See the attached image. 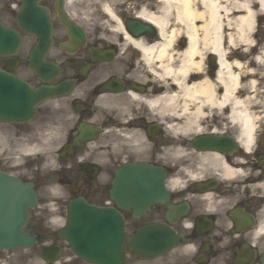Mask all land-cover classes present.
I'll return each mask as SVG.
<instances>
[{
  "label": "clouds",
  "instance_id": "obj_1",
  "mask_svg": "<svg viewBox=\"0 0 264 264\" xmlns=\"http://www.w3.org/2000/svg\"><path fill=\"white\" fill-rule=\"evenodd\" d=\"M22 2L0 0V19L21 14ZM61 6L82 31L83 47L98 55L75 79V66L88 55L63 41L54 46L68 28L53 30L50 55L57 66L72 62V86L32 103L27 118L0 116V173L31 186L29 214L62 235L73 201L88 203L73 191L100 200L110 188L113 196L122 168L146 164L162 170L168 198L159 201L175 195L173 203L187 206L179 228L168 226L179 239L148 264H231L241 240L264 264V0H62ZM51 18L62 19L61 7ZM84 126L94 134L85 137ZM204 138L215 142L196 143ZM84 166L96 169L87 189ZM237 209L252 218L250 226H238ZM198 217L213 218L211 249L193 236ZM28 236L34 242L0 246V264H51L40 251L48 242ZM73 259L68 253L55 264Z\"/></svg>",
  "mask_w": 264,
  "mask_h": 264
},
{
  "label": "flooded vegetation",
  "instance_id": "obj_2",
  "mask_svg": "<svg viewBox=\"0 0 264 264\" xmlns=\"http://www.w3.org/2000/svg\"><path fill=\"white\" fill-rule=\"evenodd\" d=\"M45 7H47L50 12H52L55 8H57V5H53L50 0H45L43 4H41ZM17 13L15 11L12 12H6L2 19H0V22L3 23L5 26L17 31L21 35V45L17 50H15L13 53H8L5 55H0V69H2V72L13 76L15 79L19 80L20 82L25 84V88L29 90L33 95H35L36 99L32 101L34 103L35 101L42 99L48 95L51 94H59L66 92L70 89L72 86V82L69 81L70 78L68 77V66L72 62L69 61L66 64H62L60 66H57L55 64V60L51 57L50 52L48 53V61L52 62L56 66V72L49 73L48 77L46 79L39 78L36 74L35 69L33 66L29 64V60L31 58V52L36 44V39L30 35L23 33L17 24ZM66 27L63 23H61L60 20L53 21V30L59 32L62 28ZM80 32H82L80 30ZM83 38H75L70 35L69 30L63 37H57L55 40L54 46H59L61 41H63L66 45H70L72 50H78L80 52L86 53L88 55V60L85 62H82L80 65L75 66V79H83L84 77L80 74V68L83 66V63H92V56L96 57L98 53L93 50V53H89L87 48L83 47ZM89 47H92L89 45ZM51 51V50H50ZM31 73L30 75L28 73ZM48 73V72H47ZM27 84L34 85L35 87L40 88L37 91H33L29 88ZM112 86L116 87L118 86L115 81L112 82ZM46 90V93L44 95H40L42 91ZM30 103V106L31 104ZM30 113L26 115L24 118H27L30 116ZM22 118V119H24ZM94 134V131L91 130L88 126H84V135L85 137ZM213 138H204L196 143L200 144L201 146H205L210 143H214ZM222 144H227V141L220 142ZM85 171L82 174V178L86 181L84 184V188L87 189L88 185L92 182V179L94 178L96 169L95 166H84ZM152 177L155 178H162V173L154 174ZM120 179L119 173L117 175V178L115 180V186L114 191H124L123 184L120 182H116ZM38 182H36L37 185ZM212 182H209L206 185H203L202 187H211ZM162 186H160V183H157L155 180H151L148 183H143L141 185L142 191L150 192L156 194L157 192L161 194L162 192ZM164 190V188H163ZM74 198H78L81 195H84L87 197L88 203L91 205L99 206V207H109L114 210H116L118 213H120L124 219V231L125 235L129 239V243L125 245V263L124 264H148V261L150 259V254H137L134 251L131 250L130 242L133 239V237L141 233L144 239V243L147 246H144L146 249H151V244H154L155 247H159L162 243L167 241V238L162 237V226L166 229L165 231L167 233H172L171 229L169 227H175L179 228V219H183L186 211L187 206L182 204H175L173 203L175 200L178 199L177 196H172L169 198L166 202H160L159 200H166L167 193L164 190V195L160 197V199H157L150 203V206L147 210H145L140 215H136L135 211L131 207L121 208L117 204V202L113 199L110 188L105 191L104 196L100 200H96L94 195L91 194L89 191H73L72 193ZM234 217L236 218L238 226L243 229L252 223V218L243 212L241 209H237L233 213ZM213 218H206V217H198L197 218V228L193 232V236H199V238L204 241V247L211 249V245L207 244L206 237L208 236L210 229H211V222L210 220ZM175 221V223H173ZM31 222L35 224H39L40 221L37 220L34 216H31ZM42 224V223H41ZM169 226V227H168ZM148 228H155L153 232L146 233L145 229ZM156 228L158 230H156ZM173 234V233H172ZM174 235V234H173ZM175 236V235H174ZM179 237L175 236V241L178 240ZM174 241V242H175ZM207 255H211L212 252L209 251L206 253ZM260 257L256 255L255 250L251 249L249 246H247L243 240L235 242L233 246V252H232V262L231 264H259ZM71 264H90L86 263L82 260H79L76 262L74 261ZM202 264H207V261L202 262Z\"/></svg>",
  "mask_w": 264,
  "mask_h": 264
},
{
  "label": "water",
  "instance_id": "obj_3",
  "mask_svg": "<svg viewBox=\"0 0 264 264\" xmlns=\"http://www.w3.org/2000/svg\"><path fill=\"white\" fill-rule=\"evenodd\" d=\"M24 8L19 15L20 26L27 29V23L38 38L35 53L40 55L48 50L51 43V25L47 13L34 7L28 9L29 0H24ZM0 39L9 36L10 32L1 28ZM145 167H132L130 172L141 174L148 172ZM138 176V175H137ZM134 176L130 179L136 184L142 179ZM140 194L133 195L137 199ZM2 200V201H1ZM35 201V193L30 185H24L15 178L0 173V246L7 247L17 244L32 243V238L27 233L21 232L22 225L26 222L27 208ZM83 207V206H82ZM109 211H100L86 207L83 211H72V219L67 227L65 237L70 241L73 249L86 256L87 259L100 264H109L106 261L107 253L118 252L122 242L121 225L115 215ZM109 217H112L110 221ZM117 219V220H116ZM119 222V223H118ZM52 256L59 251L57 248L48 250Z\"/></svg>",
  "mask_w": 264,
  "mask_h": 264
},
{
  "label": "rangeland",
  "instance_id": "obj_4",
  "mask_svg": "<svg viewBox=\"0 0 264 264\" xmlns=\"http://www.w3.org/2000/svg\"><path fill=\"white\" fill-rule=\"evenodd\" d=\"M44 241H46V240H44ZM43 244V243H42ZM69 253H70V250H67Z\"/></svg>",
  "mask_w": 264,
  "mask_h": 264
}]
</instances>
